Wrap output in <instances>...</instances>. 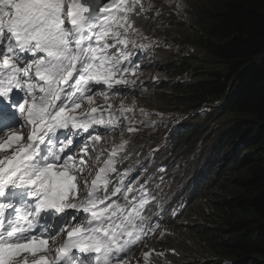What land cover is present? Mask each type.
Returning a JSON list of instances; mask_svg holds the SVG:
<instances>
[{
    "label": "snow or ice",
    "instance_id": "1",
    "mask_svg": "<svg viewBox=\"0 0 264 264\" xmlns=\"http://www.w3.org/2000/svg\"><path fill=\"white\" fill-rule=\"evenodd\" d=\"M137 7L143 10L140 0H0V133L9 130L0 153L11 149L0 156V264H125L159 227L142 215L154 199L146 190L129 207L113 199L133 192L131 181L124 185L127 172L111 196L98 195L127 141L85 179L100 129L114 130L123 118L121 134L137 131L132 108L108 103L135 90L134 53L152 43H141L148 38L133 26ZM96 98L107 107L92 106ZM24 126L31 129L26 141L11 130ZM61 232L64 242L50 248L47 237Z\"/></svg>",
    "mask_w": 264,
    "mask_h": 264
},
{
    "label": "trees",
    "instance_id": "2",
    "mask_svg": "<svg viewBox=\"0 0 264 264\" xmlns=\"http://www.w3.org/2000/svg\"><path fill=\"white\" fill-rule=\"evenodd\" d=\"M191 15L194 34L179 21L171 34L202 54L191 63L189 56L170 57V71L198 65L194 75L201 77L173 78L165 100L183 112L209 104L208 124L221 109L233 122L213 148L211 167L220 168L214 190L187 222L164 227L192 243L193 256L211 254L205 264H264V0H195ZM205 130L200 124L183 132L182 145L193 148Z\"/></svg>",
    "mask_w": 264,
    "mask_h": 264
},
{
    "label": "clouds",
    "instance_id": "3",
    "mask_svg": "<svg viewBox=\"0 0 264 264\" xmlns=\"http://www.w3.org/2000/svg\"><path fill=\"white\" fill-rule=\"evenodd\" d=\"M105 1L107 0H102L104 3ZM140 2L143 5V10L137 7L139 14L132 19L133 26L148 38L140 41L141 43L149 41L152 43L149 47L134 53V57L138 55L140 61L135 90H124L119 95L112 96L108 101L114 108L123 102L125 107L134 110L135 115L129 114V119L133 121L132 126L137 131L129 133L125 130L121 134V129H125L128 125V120L123 118L116 129H100L98 131L97 134L101 136V140L95 145V155L103 154L99 155L101 161L93 172L91 180L95 178L99 168L103 167L104 162L108 160V154L112 149L127 141L124 148L119 150L114 157L116 171L108 173L107 188L101 187L98 195L103 198L106 192L111 196L116 186H120L121 174L127 172V175L123 176L125 186L129 184V181H131V188H133V182L135 184L142 183L143 189L149 193L150 198L154 197L149 203L152 208L142 213L147 218V224L158 223L162 225V228L159 231L156 228L154 232H146L138 244H148L140 249L138 244L134 245L135 250L129 251L127 254L129 259L125 260V264H131V260H135L132 264H203L205 261H201V259L199 261L193 255L170 261L164 258L166 255L155 254L158 251L166 252L174 249L172 244L176 242V239L172 236H165V224L178 221L187 222L188 218L193 216L194 210L199 208L201 200H204L207 194L214 190L220 172V168L211 167V162L216 161L213 157L215 153L213 148L218 145L219 138L211 144L208 151L202 147L206 135L213 131V125L207 123L206 115L211 110L208 108L209 104H203L196 110L183 112L184 110H179L166 102L169 85L165 82H170L173 78L180 81L193 79L192 76H187L188 69H179L172 73L170 71L172 64L169 58L175 56L180 60V57H185L179 56L181 43L199 51L198 47L190 41H174L175 35L171 34L173 25L178 24L176 21L181 22L185 27L187 25L192 27L191 4L195 3V0H156V2L140 0ZM193 28L198 29L196 26ZM163 71L166 75L160 76ZM183 75L185 77L181 79L180 76ZM92 106L106 108L107 104L103 99L96 98ZM140 109H143L147 115H141ZM205 121L206 123H204ZM203 123L207 125V130L199 137V140L195 141L193 148H185L186 145L182 144H186L183 141L186 134L180 133L182 131L189 133ZM30 131L29 126H24L18 127L16 133L22 135L26 141ZM0 136L4 140L8 138L1 133ZM173 136L175 137L173 138ZM171 143L174 145L168 153H165V149ZM167 154H173V156L163 161L162 158ZM163 169H167V171L161 173ZM208 169H211V172L207 175ZM163 174L168 177H164ZM132 194L133 192L126 193L127 198L122 197L117 202L122 207H129L128 202H130ZM174 199L176 201L179 199V203H175ZM166 209L171 213L168 218H166L168 216ZM84 220H87V216L84 217ZM71 226V224L68 226V230L71 229ZM53 237L55 238L54 244ZM47 238L50 248L59 247L66 239V232H61L59 235L53 233ZM179 242H183V240ZM146 252L153 254L147 261L141 259ZM167 257L170 258V256Z\"/></svg>",
    "mask_w": 264,
    "mask_h": 264
},
{
    "label": "rangeland",
    "instance_id": "4",
    "mask_svg": "<svg viewBox=\"0 0 264 264\" xmlns=\"http://www.w3.org/2000/svg\"><path fill=\"white\" fill-rule=\"evenodd\" d=\"M186 28L188 29V32H189V35H191V34H194V32H195V30L193 29V27H189L188 25L186 26ZM189 54H191L189 57H187L188 58V62L189 63H191V62H195L196 60H199L200 59V57L198 56V55H201L202 54V52L201 51H197L194 47H191V46H189V45H187V44H185V43H181V45L179 46V56H186V55H189ZM201 59H203L204 60V65H205V67L206 68H210V66H211V63L210 62H208L206 59H205V57L204 56H202L201 57ZM198 65H196V66H194L193 68L194 69H192L190 72H188L187 73V76L189 77V76H192V78L193 79H191V80H189L190 82H192V81H194V79H198V77H201L200 75H197V76H195L194 75V73H195V68L197 67ZM220 66H222V67H224L225 65L223 64V65H220ZM189 69V68H188ZM207 73L206 72H204V73H202V77H205V75H206ZM163 75H166V73H165V71H163L162 73H161V75L160 76H163ZM181 77V79L182 78H184L185 77V75H183V76H180ZM160 82H162V81H160ZM167 85H169L171 82H165ZM216 104V103H215ZM210 112H211V110H210ZM233 122V120H232V117L230 116V117H226V111H223V109H221V111H216V113H215V116H214V119L210 122V124L211 125H214L213 126V131L211 132V133H208L207 135H206V137L204 138V140H203V143H202V147L205 149V150H207V149H210V146H211V144L216 140V138H217V136L223 131L224 132V130L229 126V124H231ZM204 123H206V121L204 122ZM203 123V124H204ZM27 131H28V128L26 129ZM183 132H185V131H182L180 134H183ZM173 143H171L169 146H170V148H171V145H172ZM168 151H169V148H166L165 149V153H168ZM208 151V150H207ZM173 156V154H167V156L166 157H163L162 159H163V161H165L167 158H169V157H172ZM91 161H92V165H89L88 166V168H87V171L88 172H91L92 170H93V168L92 167H94V163H95V157H93L92 156V158H91ZM158 161V160H157ZM99 163H100V161H99ZM91 168V169H90ZM95 171V170H94ZM91 176H92V174H90V175H87V176H85V177H90L91 178ZM166 177H168V175H165ZM136 185V186H135ZM189 185V184H188ZM132 189L134 190L133 191V194L131 195V197H130V201L132 200V197L133 196H137L138 197V195H139V190L140 189H143V184L142 183H138V184H135L134 182L132 183ZM135 187H137V188H135ZM179 202V201H178ZM152 208V206L151 205H146L145 206V209H144V211H149L150 209ZM161 229V228H160ZM158 231V230H157ZM175 231V230H174ZM169 231V232H167L166 233V236H172L173 238H175L176 239V242L175 243H173V245L172 246H174V249H172L171 251H166V252H163V251H158V252H156L155 254L157 255V253H163V255H166V256H164V258L166 259V260H170V261H176V260H178V258H180V257H190L191 255H193L192 254V251L194 250L193 249V244L192 243H190L189 241H183L182 242V244L179 242V241H182L183 239H182V237H181V235H180V233L179 232H177V231ZM154 236V235H153ZM178 241V242H177ZM147 243H143L141 246L143 247V246H145ZM190 247H189V246ZM140 253H143V252H140ZM153 254H151L150 256H152ZM197 255V254H196ZM139 256H141V255H139ZM167 256H170V258L169 257H167ZM201 257V258H200ZM197 258H198V260L199 259H201V261H207V260H211V259H213V257H212V255L211 254H209V255H207V253H201V254H199V256L197 255ZM142 260L144 259V258H141ZM134 261L135 260H131V264L132 263H134ZM206 263V262H205Z\"/></svg>",
    "mask_w": 264,
    "mask_h": 264
},
{
    "label": "bare ground",
    "instance_id": "5",
    "mask_svg": "<svg viewBox=\"0 0 264 264\" xmlns=\"http://www.w3.org/2000/svg\"><path fill=\"white\" fill-rule=\"evenodd\" d=\"M108 2V0L107 1H105V3H107ZM240 18V17H239ZM200 19V18H199ZM230 21V20H229ZM235 21V20H234ZM230 23V22H229ZM232 25H233V23H232ZM235 26V25H234ZM222 35V34H221ZM195 91H197V90H195ZM242 128V127H241ZM11 130H13V129H11ZM8 130H5V132H3V133H1V134H3V135H5L6 134V132H7ZM16 132V131H15ZM7 136V135H6ZM174 145V143L171 145V148H172V146ZM169 149H170V146L168 147ZM95 152H96V150L95 149H93V148H91L90 147V149H89V154H88V156L87 157H85V159L88 161V163H87V165H86V171H87V168H88V166L89 165H92V161H91V158H92V156L93 157H95V163L93 164L94 165V167H92L93 168V170L90 172L91 174H92V176H93V172H94V170L96 169V167H97V165L99 164V161H101V159L99 158V160H97V157H96V155H95ZM0 156H1V154H0ZM217 165V164H216ZM91 169V168H90ZM166 171V169H163L162 171H161V173L162 172H165ZM88 172V171H87ZM209 172H211V169H208L207 170V174L209 173ZM92 176H91V178H92ZM164 177H165V174H164ZM91 178L90 177H85V179H87L89 182L91 181ZM118 186H116V188H117ZM151 193H153V192H151ZM154 195H155V193H154ZM117 197H118V199H117ZM116 197V199H117V201H119V199L120 198H122V197H125V194H118V196ZM174 201H176V199H174ZM179 201V199L175 202V203H179L178 202ZM174 203V204H175ZM166 211L168 212L167 214H168V216L166 217V218H168L169 217V215H171V213L166 209ZM158 217V216H157ZM157 217L155 218V220L157 219ZM160 228H162V225H159V227H157V230L159 231L160 230ZM153 235V234H152ZM148 244V243H147ZM146 244V245H147ZM139 245V249L142 247L141 245H142V243H140V244H138ZM173 245V244H172ZM167 246V245H166ZM134 247V246H133ZM135 250V248H132L131 249V252H133ZM129 259V257L128 256H126V258H125V260H128Z\"/></svg>",
    "mask_w": 264,
    "mask_h": 264
},
{
    "label": "flooded vegetation",
    "instance_id": "6",
    "mask_svg": "<svg viewBox=\"0 0 264 264\" xmlns=\"http://www.w3.org/2000/svg\"><path fill=\"white\" fill-rule=\"evenodd\" d=\"M18 127H14L12 131H17ZM9 131V130H8ZM8 131L6 132L5 135H7Z\"/></svg>",
    "mask_w": 264,
    "mask_h": 264
}]
</instances>
